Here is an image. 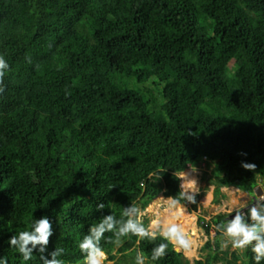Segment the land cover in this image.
Listing matches in <instances>:
<instances>
[{"label": "trees", "instance_id": "1", "mask_svg": "<svg viewBox=\"0 0 264 264\" xmlns=\"http://www.w3.org/2000/svg\"><path fill=\"white\" fill-rule=\"evenodd\" d=\"M0 56L7 264H43L39 246L25 261L8 241L45 216L44 255L61 248L63 264H84L79 243L92 225L123 222L124 209L144 210L159 193L179 199L176 177L188 167L213 165L215 203L221 187L252 193L264 179V0H0ZM226 216L199 217L215 237L193 262L172 244L152 260L167 243L159 233L116 246L106 232L100 246L112 264H136L137 252L145 264H256L251 247L221 248Z\"/></svg>", "mask_w": 264, "mask_h": 264}, {"label": "clouds", "instance_id": "2", "mask_svg": "<svg viewBox=\"0 0 264 264\" xmlns=\"http://www.w3.org/2000/svg\"><path fill=\"white\" fill-rule=\"evenodd\" d=\"M9 70V64L3 56H0V85L3 84V79L6 72ZM3 87H0V93L3 92ZM242 155H246L242 153ZM246 170H255L256 165L252 163H242L241 165ZM196 171V169H192ZM176 178L182 181L179 193V199L169 198L172 201V206L175 207L180 203V200L186 199L189 203H196L195 197L189 195V191L196 192L197 180L189 179L187 172H181ZM163 195V194H162ZM164 196V195H163ZM259 198L256 205L248 206L242 211L231 213L232 219L221 223L217 226L225 237L221 243V248L225 249L229 243L233 249H244L251 247L254 253L256 264H260L264 260V209L257 207L258 203L263 200ZM97 209H103L104 204H98ZM248 210V221H245V211ZM123 216L128 219L123 222L117 221L114 215L104 217L98 224L92 225L89 232L79 243V248L84 253V264H105L108 259L106 252L100 246L101 240L106 232H112L115 239L108 238V242L120 246L121 238L129 234L138 236L141 239L147 238L155 240L157 232L150 231L143 223V213L140 208L133 205L130 208L124 209ZM229 216V215H228ZM53 235V226L47 216L36 219L31 230L21 231L9 238L10 247L15 248L25 261L32 259L34 250L40 254V259L43 264H63L59 257L63 253V249L55 248L49 253L50 259L44 255L46 247L49 244V239ZM167 243H160L152 250V260H158L166 255L169 244H172L176 251L188 253L192 250L194 241L192 237L185 231L184 227L179 223H172L162 228L159 232ZM145 255L143 252H137L135 261L136 264H145ZM0 264H7V260L0 258Z\"/></svg>", "mask_w": 264, "mask_h": 264}, {"label": "rangeland", "instance_id": "3", "mask_svg": "<svg viewBox=\"0 0 264 264\" xmlns=\"http://www.w3.org/2000/svg\"><path fill=\"white\" fill-rule=\"evenodd\" d=\"M192 169H196V171H193ZM212 169H213V165L206 166L202 163L200 167H195V168L188 167L187 169H184L183 171H181V172H184V171L186 172V171L192 170L191 171L193 173L192 176L194 179L197 180V189H198V191L196 192L189 191L188 193L189 195H193V196L198 195L196 199V210L191 209L190 204L188 202L185 204L176 205V206H181L184 209V211L182 212H186L188 214V221L186 223H190V222L193 223L195 226L196 232L198 233L197 235L191 236L193 241L195 240L193 244V248H192L194 250L193 255L187 256L185 252L181 251L184 254V256H186L189 259L190 262H193V260L195 259H203L207 255L208 250L204 248V245L206 241L208 239H211L214 235L213 231H211L209 235H206L204 228L201 226V223L199 222V217L204 218L205 221H209L212 216L220 212L227 213V216H228L231 213L236 214V211H242V209H244L245 207L256 205V204H252L253 202L252 193H250L249 191L244 192L238 188L237 190L232 189L233 186L222 187L220 190L226 196L222 198L221 202L218 204L212 202V195H213L212 192L214 189V185L208 184V182L206 181V178L211 176ZM180 173H178V175ZM260 180L261 178H258V182H260ZM181 183L182 181L179 179V186L181 185ZM260 183H263V182H260ZM255 185H253V187ZM208 192H210L211 198L208 204H205L203 200L208 199V194H209ZM261 197L263 198L264 195H262ZM166 198L167 197L163 195L161 196V194H158L156 197H154L150 201V203L146 206V208L142 210L143 216L149 219L146 228H148L150 231H155L159 233L160 230H162V228L159 225L156 228H154L155 226L153 227L152 221L157 218L160 219L161 210L166 208L168 205L165 202ZM156 207H157L158 212L155 209ZM187 209L189 210V212L187 211ZM175 219L176 217L174 218V221ZM187 233L189 234L190 231H187ZM221 238L222 240L225 239L223 235ZM225 249H227L229 252L233 250H237L238 252H241V249H233L230 243L228 247ZM112 263L113 261L108 260V259L105 261V264H112ZM215 264H224V261L218 260Z\"/></svg>", "mask_w": 264, "mask_h": 264}, {"label": "bare ground", "instance_id": "4", "mask_svg": "<svg viewBox=\"0 0 264 264\" xmlns=\"http://www.w3.org/2000/svg\"><path fill=\"white\" fill-rule=\"evenodd\" d=\"M191 171L190 170L189 171H186L188 173V178L189 179H193V176H192L193 173ZM232 189H234V188H232ZM208 193H209L208 194V199H204L203 200L205 204H208V202L210 201V198H211L210 192H208ZM169 198L170 197H167L165 199V202L168 204L167 207L164 208V209H162L161 210V213L159 212L160 213V219L157 218V219H155V220L152 221L153 227L155 226L154 228H156L159 225L161 228H164L167 225H170L172 223H179V224H181L184 227V229H185L186 232L187 231H190V233H189L190 236L197 235L198 233L196 232V229H195L194 224L191 223V222L190 223H186L188 221V214L186 212H182V211H184V209L181 206H175V207H173L172 206V201ZM231 198H232V196H231ZM155 209L157 210V207ZM154 212H156V211H154ZM157 212H158V210H157ZM175 217H176V219L174 221V218ZM193 252H194V250L192 249L190 252L186 253V255L187 256H192L193 255Z\"/></svg>", "mask_w": 264, "mask_h": 264}, {"label": "water", "instance_id": "5", "mask_svg": "<svg viewBox=\"0 0 264 264\" xmlns=\"http://www.w3.org/2000/svg\"><path fill=\"white\" fill-rule=\"evenodd\" d=\"M263 182V183H260ZM260 182H258L253 188H252V204H256L259 200V198H261L262 195H264V179H261ZM244 210V209H243ZM232 216L234 215H229L227 217V220L232 219Z\"/></svg>", "mask_w": 264, "mask_h": 264}, {"label": "crops", "instance_id": "6", "mask_svg": "<svg viewBox=\"0 0 264 264\" xmlns=\"http://www.w3.org/2000/svg\"><path fill=\"white\" fill-rule=\"evenodd\" d=\"M189 168H192V167H189ZM230 187H231V186H230ZM221 188H222V187H221ZM232 188H234V187H232ZM234 189H236V188H234ZM213 190H214V189H213ZM236 190H237V189H236ZM244 192H246V191H244ZM213 193H214V192H212V194H213ZM159 194H161V196H162V193H159ZM223 194H224V193H223ZM224 195H225V194H224ZM225 196H226V195H225ZM213 198H214V194L212 195V202H213ZM223 198H224V197H223ZM221 199H222V198H220V201H219L218 203L221 202ZM214 203H215V202H214ZM218 203H216V204H218ZM187 211L189 212L188 209H187ZM220 213H224V212H220ZM226 214H227V213H226ZM230 216H231V214H230ZM227 217H228V216H226V221H227ZM226 221H225V222H226ZM211 231H213V234H214L213 237L211 238V240H212V239L215 237V231L213 230V226H211V228H210V230H209V234H210ZM205 233H206V232H205ZM209 234L206 233V235H209ZM174 249H175V248H174Z\"/></svg>", "mask_w": 264, "mask_h": 264}, {"label": "flooded vegetation", "instance_id": "7", "mask_svg": "<svg viewBox=\"0 0 264 264\" xmlns=\"http://www.w3.org/2000/svg\"><path fill=\"white\" fill-rule=\"evenodd\" d=\"M245 208H247V207H245Z\"/></svg>", "mask_w": 264, "mask_h": 264}]
</instances>
